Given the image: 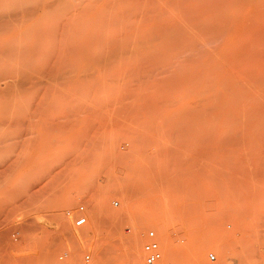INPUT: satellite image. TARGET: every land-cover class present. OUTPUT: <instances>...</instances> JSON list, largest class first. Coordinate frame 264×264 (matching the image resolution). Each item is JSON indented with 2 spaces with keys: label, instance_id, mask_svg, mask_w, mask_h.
Segmentation results:
<instances>
[{
  "label": "rangeland",
  "instance_id": "374dc122",
  "mask_svg": "<svg viewBox=\"0 0 264 264\" xmlns=\"http://www.w3.org/2000/svg\"><path fill=\"white\" fill-rule=\"evenodd\" d=\"M150 229L264 264V0H0V264H141Z\"/></svg>",
  "mask_w": 264,
  "mask_h": 264
},
{
  "label": "built area",
  "instance_id": "2783aa9c",
  "mask_svg": "<svg viewBox=\"0 0 264 264\" xmlns=\"http://www.w3.org/2000/svg\"><path fill=\"white\" fill-rule=\"evenodd\" d=\"M113 205L116 206L117 202H113ZM65 217L69 221L72 228H81L87 224V217L83 205H79L74 209L65 211ZM143 239L144 241L141 245V264H159L161 260V250L155 232L152 229L145 231ZM65 254L66 253L62 254L60 258H62ZM83 259L87 262L89 260V255H84ZM207 259L210 262H214L216 257L212 252H210L207 254Z\"/></svg>",
  "mask_w": 264,
  "mask_h": 264
},
{
  "label": "bare ground",
  "instance_id": "6f19581e",
  "mask_svg": "<svg viewBox=\"0 0 264 264\" xmlns=\"http://www.w3.org/2000/svg\"><path fill=\"white\" fill-rule=\"evenodd\" d=\"M166 254H170V245L167 243V245H166ZM135 264V263H134Z\"/></svg>",
  "mask_w": 264,
  "mask_h": 264
}]
</instances>
